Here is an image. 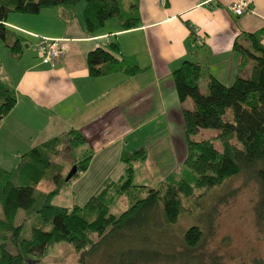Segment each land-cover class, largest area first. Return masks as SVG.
Instances as JSON below:
<instances>
[{
    "label": "trees",
    "instance_id": "1",
    "mask_svg": "<svg viewBox=\"0 0 264 264\" xmlns=\"http://www.w3.org/2000/svg\"><path fill=\"white\" fill-rule=\"evenodd\" d=\"M80 3L85 5L82 18L88 34L97 33L110 20L122 30L139 25L136 6L125 11L123 0H0V37L12 59H22L25 38L4 28L10 14L37 15L59 7V18L65 20V15L74 16ZM262 35L247 33L235 41L241 67L248 63L252 67L249 74L237 76L229 86L204 73L196 62L184 61L173 71L179 102L190 99L193 109L182 110L186 144L183 166L179 172L170 173L159 188L132 184L133 164L147 157L146 150L139 148L121 153L125 165L121 178L117 182L106 181L83 206L68 209L54 205L53 198L70 182L65 181L70 170L63 174L54 161L59 155L58 147L66 142L72 151L87 144L83 134L73 128L64 137L50 138L21 155L15 169L6 171L0 167V264H26L29 258L39 264L37 261L46 256L49 248L60 243L73 248L79 255L78 264H87L98 255L105 264H205L203 255L195 254L205 242L198 225L190 226L179 237L171 233L184 212L182 200L193 199L197 191L218 188L241 175L257 185L254 212L257 220L264 223ZM43 40L38 39L37 47ZM109 46L110 51L98 47L87 54L90 77L115 72L133 76L139 72L136 65L124 66L116 44ZM41 60L43 64L55 61L44 63L43 57ZM205 75L206 93H202L199 83ZM16 101L14 88L0 80V120L11 112ZM204 130L216 134L204 135ZM91 157L90 152L70 168L76 166L77 173L84 172ZM45 182L50 185L41 189ZM121 206L125 209L114 212ZM19 211L23 216L17 223ZM202 220L210 227L212 210ZM209 264L221 263L211 258Z\"/></svg>",
    "mask_w": 264,
    "mask_h": 264
},
{
    "label": "crops",
    "instance_id": "2",
    "mask_svg": "<svg viewBox=\"0 0 264 264\" xmlns=\"http://www.w3.org/2000/svg\"><path fill=\"white\" fill-rule=\"evenodd\" d=\"M236 1L123 0L125 11L136 6L138 27L122 30L110 20L93 35L84 29L85 5H77L74 16L65 15V20L56 8L37 15L10 14L4 28L22 35L32 56L21 68L18 61L7 67L0 63V80L17 96L14 108L0 120V167L11 171L34 146L67 129L79 130L91 160L52 200L68 209L83 206L106 181L121 178L123 151L146 150V159L135 162L134 169L155 170L162 164L169 171L181 169L186 156L182 110H192L193 103L179 102L173 71L184 61L196 62L229 86L252 67H241L235 41L262 33L264 43V0H249L252 11L241 16L229 11ZM38 39L57 41L60 57L43 64ZM111 44L117 45L124 66L139 68L136 75L89 76L87 54L98 47L110 51ZM202 79L207 82L206 75Z\"/></svg>",
    "mask_w": 264,
    "mask_h": 264
},
{
    "label": "rangeland",
    "instance_id": "3",
    "mask_svg": "<svg viewBox=\"0 0 264 264\" xmlns=\"http://www.w3.org/2000/svg\"><path fill=\"white\" fill-rule=\"evenodd\" d=\"M80 4L84 5V3ZM56 9L60 11L59 7ZM36 37L39 36L36 35ZM26 44H23V46ZM29 51V49H25V55L18 61L20 68L23 62L32 56ZM13 62L15 63L16 61L9 55L0 37L1 65L7 67L8 63ZM2 71H4L3 68ZM200 87L202 92L206 93L204 79L200 81ZM68 130L56 137H62ZM207 134L215 135L216 133L215 131L204 130V135ZM63 139L65 140V138ZM66 144L65 142L58 147L59 155L54 160L57 166L61 168L63 174L71 169L70 167L74 162L79 163L87 158L91 152L88 146H82L71 151ZM215 146L217 148L220 147L217 142ZM156 166L158 169L155 170L135 168L132 184L153 189L159 188L165 180L164 176L173 171L166 170L163 164L161 167L159 165ZM176 171L179 172L180 170ZM44 184V186L41 185V189L49 183L45 182ZM257 199V185L254 182L245 180L242 175L226 181L218 188L205 192L197 191L195 198L182 200L184 212L172 227L171 233L179 237L190 226L198 225L205 235V242L202 249L195 251V254L203 255L205 264H209L211 258L218 260L221 264H251L254 261H261L264 264V223L259 222L255 216L254 207ZM197 201H199V204H197ZM200 205L203 207L200 208ZM124 209L125 206H121L114 212L119 213ZM209 210H212V224L210 227L202 220L205 213ZM21 213L19 211L17 215V223L20 222L23 216ZM94 240H96L95 236ZM78 258L79 255L74 252L69 244L60 243L50 247L46 256L40 258L37 262L39 264H78ZM34 263L35 261L30 258L26 262V264ZM87 264H105V262L104 258L98 255L90 259Z\"/></svg>",
    "mask_w": 264,
    "mask_h": 264
},
{
    "label": "built area",
    "instance_id": "4",
    "mask_svg": "<svg viewBox=\"0 0 264 264\" xmlns=\"http://www.w3.org/2000/svg\"><path fill=\"white\" fill-rule=\"evenodd\" d=\"M229 11L235 16H241L252 11L251 2L249 0H237L229 6ZM38 52L43 57L44 63H49L57 60L60 57V51L57 46V41L43 40L39 44Z\"/></svg>",
    "mask_w": 264,
    "mask_h": 264
},
{
    "label": "water",
    "instance_id": "5",
    "mask_svg": "<svg viewBox=\"0 0 264 264\" xmlns=\"http://www.w3.org/2000/svg\"><path fill=\"white\" fill-rule=\"evenodd\" d=\"M77 173V167L73 166L70 171L68 172L65 181L68 182L72 179V177Z\"/></svg>",
    "mask_w": 264,
    "mask_h": 264
}]
</instances>
